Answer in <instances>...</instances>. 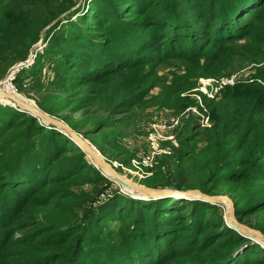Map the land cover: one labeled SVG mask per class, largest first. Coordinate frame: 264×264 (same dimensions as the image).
<instances>
[{
  "label": "trees",
  "instance_id": "16d2710c",
  "mask_svg": "<svg viewBox=\"0 0 264 264\" xmlns=\"http://www.w3.org/2000/svg\"><path fill=\"white\" fill-rule=\"evenodd\" d=\"M117 1L122 0H105L109 9L103 4L100 6H104L103 11L94 2L78 24L68 22L52 32L56 27L48 30L49 26L74 7L71 0H0V82L11 68L27 60L31 48L48 30L44 37L46 46L39 55L53 56L58 60L59 68L62 65L66 67H62L55 76L64 82L65 88H69L72 101L75 99L72 115L82 113L86 107L93 108V112L81 121L68 117L61 118V121L83 139H88L101 153L106 152L107 160L124 164L129 157L124 156L122 142L126 131H132L127 114L134 108L133 101L118 99L122 95L119 90L110 98L101 100H94L100 96V90L88 92L92 95L89 105L82 98L85 90L114 75V72L107 73L110 70L104 63L96 64L93 58L92 49L100 43L94 44L90 38L98 36L94 29L101 28L99 22L106 18L104 25L112 28L109 35L114 38L101 47H114L112 60L127 62L121 66L123 69L120 68L127 75L143 67L144 63L181 56L191 63L197 64L202 59L215 63L224 56L238 55L229 50L230 46L245 39L248 40L244 46L246 55L249 58L260 56L264 49V0H185L179 6H185L186 10L181 12L185 13L181 23L176 22L179 9L174 8V2L166 6L167 2L160 0H123L119 11L113 12L111 6ZM149 4L154 7L147 11L146 5ZM165 6L172 10L167 12ZM193 7L198 10L194 11ZM124 14L131 16L123 21L120 17ZM137 16H150L153 21L149 26L152 28L159 25L155 31L158 39H154V44L150 40L145 44L144 40L140 46L138 39L133 43L128 39V34L130 36L139 25ZM161 25L167 30H162ZM67 28H75V36L67 41L74 43L73 50L64 44ZM118 38L120 40H116ZM157 45L163 49L162 57L160 51L155 56ZM125 47L135 50L118 55L117 49ZM150 47L154 52L146 55ZM145 49L148 50L145 52ZM153 56L155 58L152 59ZM259 58L264 62V57ZM198 70L203 71L201 67ZM219 71L215 72L217 76ZM22 75L17 74L12 84L18 93L27 90L43 94L35 102L44 113L54 117L69 108L61 101L52 103L49 100L46 103V91H38L35 82L24 81ZM116 76L123 75L117 73ZM256 78L263 82L262 89L261 83L236 84L231 89L234 91L232 95L222 94L218 99L207 100L205 105L212 117L210 129H201L198 123L193 134L184 138L187 146L173 149L169 156L163 157L159 165L150 168L151 175L140 184L162 188L174 185L178 191L199 190L212 196L218 191L219 183L227 180L232 184L242 183L237 177L239 169H249L264 159L259 156L260 149H264V69ZM249 96L254 104L246 112H242L240 106L232 111L226 107L229 101H240ZM97 115L104 117L97 119ZM43 125L31 114L0 105V264H264L261 246L251 244L250 240L230 238L231 233L235 235L236 232L223 224L219 206H209L200 200L187 205L190 211L196 208L209 213L208 220L200 229L214 230L216 249L228 246L232 252L243 248L241 255L236 254L232 258V254L228 256L229 252H225L211 260L212 256L200 244L192 249L196 256L191 254L179 261L178 253L184 252L167 251L163 247L166 243L155 239L160 238L157 224L149 234H139L136 226L133 234L127 235L124 231L119 235L110 233L106 236L102 230L111 219L115 220L114 213H119L118 217L127 213L129 201L126 200L128 203L124 205L109 201L94 209L92 203L95 200L87 191L67 194L64 175L71 169L69 164L83 158L85 153L65 135ZM227 126L231 129L235 126L238 130H230L228 134ZM110 134L118 141L106 145L100 139H106ZM204 140L205 145L196 148L197 142ZM92 166L88 168L93 169ZM86 171L77 172L75 177L85 176ZM222 171L228 174L220 176ZM95 181L100 186L111 182L101 174ZM261 195H264V188L249 199L257 212L264 210V204L261 206L264 201L258 197ZM125 218L130 220L131 217ZM217 219H220L218 223ZM258 230L264 235V225ZM198 237L203 239L204 233L200 232ZM221 237L224 240H220Z\"/></svg>",
  "mask_w": 264,
  "mask_h": 264
},
{
  "label": "rangeland",
  "instance_id": "374dc122",
  "mask_svg": "<svg viewBox=\"0 0 264 264\" xmlns=\"http://www.w3.org/2000/svg\"><path fill=\"white\" fill-rule=\"evenodd\" d=\"M71 1L75 3L74 7L67 11L65 15L55 20L49 26L48 30L56 27L52 30V32H55L62 24H67L68 22L78 24V20L81 19L83 15L89 13V10L92 9L94 2L101 11H103L104 6H100L103 4H105L106 9H109V5H106L105 0ZM122 1H117L114 6H111L113 12L119 11V9L122 7ZM160 1H163L164 3L167 2L166 6H169L170 2L171 5H173L172 2H174V8L179 9L177 11L179 14L176 18V22L181 23L183 21L185 18V13L182 14L181 12L186 11L185 6H179L184 4L185 0ZM195 3L197 6V2ZM166 6L164 7L165 10L170 12L172 9ZM146 7L147 11H149L154 6L149 4L146 5ZM192 9H194V11L198 10L197 7H193ZM152 15L153 13L151 16ZM129 16L131 15L124 14V16H121L120 18L123 21H126ZM132 16L136 15L133 14ZM137 18H139V25L134 28V30L130 33V36L128 34V39H130L131 43H133L135 39H138V45L140 46H142V42L144 40L145 44L148 42V40L154 44V39H158V33L155 31L158 30L159 25L157 28H152V26H149V24L153 21L150 16H137ZM99 23L100 24L98 26H101V28L97 29L96 27L94 29L96 30L98 36L90 38L91 42L94 44L100 43L97 45L96 49H92L93 58L96 64H98V62L101 64L104 63L105 68L110 70L107 71V73L114 72V75L111 79L98 82L97 86L94 85V87L90 88L88 91L85 90L82 98H84L83 100L89 105L91 103L90 98H92V95H90L88 92L95 91L97 89L100 90V96L98 95V99L94 98V100H101L105 97L110 98L111 95H114L112 93H115L116 90H119L122 91V95L118 99H127L133 101L134 108L127 114L128 118H130L129 126L131 127L132 131H126L123 138L124 142H122V149L125 151L124 156L129 157V160L124 164H120L119 162L113 160L109 161L106 158V152L105 154L101 153L95 146L91 144L88 139L85 140L91 144V146H93L97 152L100 153L103 159L114 164L115 169L120 175L134 182L140 183V181L150 176V168L154 165H159L162 162L163 157L169 156L173 149L179 150L187 146V144L184 143V138L193 134V129L198 123L201 129H210L212 117L210 116L208 108L205 105L207 100L212 98L218 99L222 94L232 95V92L234 91L231 89L236 84H259L261 81L259 78H256V75H258L259 72L264 69V62L260 61L259 58L264 57V49L262 50L260 56L253 55L252 58H249V56L246 55L244 48L248 41L246 39L239 41L238 43L231 44L229 50L232 53H237L238 55H234V57L230 55L229 57L224 56L220 61L215 63L211 61H205L203 59L197 64L196 62L191 63L188 62L185 57L181 56L171 60L163 59L159 60L158 62L144 63L145 65L143 67L129 72L127 75L123 74L120 68L123 69L121 66H125V63L127 62L122 63V61L112 60V52L114 51V47L111 45H108L106 49L101 47L106 46V44L109 43V40H114V38L109 35V31H112V28L106 27L107 25H104L107 23L106 18L102 19ZM160 28L162 30H167L166 27H163L162 25ZM61 29L63 30L64 28L61 27ZM61 29L59 31H61ZM48 30H45L39 42L29 51L28 58L24 61L28 63L24 65V62H20L19 64L15 65L9 70L5 78L8 77L14 81L17 77V74L22 73L24 81L29 80L28 82H35L34 86L38 89V91H46L44 93L47 94L46 96L48 97V99L45 100L46 103L49 100L52 103L61 101L69 106L67 110L60 112L57 116H54L56 119L61 121V118L68 117L69 119L72 118L73 121H81V118L88 116V114L93 112V108L90 109L86 107L82 113L75 114L73 116L72 107L74 106L73 102H75V99L72 101V95L69 88H65L64 82L58 81L57 77L55 76V74L61 72L62 67H66L62 65L59 68L60 64L53 56L39 55L46 46L47 42L44 37ZM64 33L67 35L66 42H64V44L67 45L70 50H73L74 43L67 41L75 36V28H67ZM83 33L86 35L87 32L84 31ZM160 34L161 35L159 38L163 36L161 32ZM116 40H120V38ZM84 48H90V46H85ZM134 50L135 48L133 47L118 48L117 54H127V52L133 53ZM147 50L148 49H145V52ZM162 50L163 49L158 46L155 56H157L160 51L159 55L162 57ZM153 52L154 51L152 47H150L146 55ZM155 56H153L152 59L155 58ZM16 66L20 67L14 71L13 69H15ZM200 67L203 69L201 72L198 70ZM67 68L69 69L70 66ZM216 71H219V76L215 74ZM117 73H121L123 76H116ZM12 81L8 83L4 82L3 87L7 91L17 92L15 86L12 84ZM261 87L263 88V85H260V88ZM19 94L30 100L35 105V100L40 96H44L43 94L39 95L37 91L33 92L27 90H24V92H19ZM250 98L251 97L249 96L245 97L244 100L229 101L226 104V107L230 108L229 111H232L235 110L237 106H240L242 112H246L247 110H250L251 105L254 104L253 99ZM0 105H2V107L8 106L13 109H17L21 113H26V111L28 112V110L25 109V111L19 106L15 107L4 103H0ZM85 113L87 114L85 115ZM102 117L104 116L97 115L96 118L98 119ZM163 124L169 125L171 128L162 129L161 127L159 129L158 135L153 136L157 137L159 141L157 139L156 143H158H154L156 145H152L150 136L153 133V127L163 126ZM43 126H45L44 128L46 129L51 128L46 124ZM86 128L88 127H85V129ZM230 130H233V132L235 130L236 132L238 128L234 126L233 129H231V127L227 126L226 132L228 134ZM104 132L106 133L107 131ZM100 140L106 145L110 142L118 141L112 134H110L106 139L101 138ZM204 145L205 140L198 141L196 148H201ZM226 148H228V145H226ZM259 153V156H263L264 158V149H260ZM73 158L75 157H69V159ZM257 158L260 159V157ZM253 159H255V154L253 155ZM228 160H231V158ZM72 162V166L69 164L71 168L70 171L64 175V180L66 181L65 183L67 185V194L75 195L81 190L87 191L90 193L91 198L93 196V199L95 200L92 203V208L94 209H98L100 205L109 201L116 202L117 204L121 203L123 205L129 201V204L126 207L127 213H124L121 217H118L119 213H114L116 216L115 220L111 219L108 222L107 227L102 230L103 233H106V236L110 233H117V235H119L124 231L127 232V235L133 234L137 228L136 226L139 227V234H149L150 229L157 224V227L160 230V238L155 239H162V242L166 243L164 245L167 247H163L166 248L167 251L171 250L184 252L185 254L181 255L178 253V258H180L179 261L187 258V256H190L191 254L192 256H196V254L192 252V249L194 246L200 244L202 245L201 247H203V249H207L206 252L210 254V257L212 256L211 260L218 256L221 257L225 252H229L230 247L228 246H225L221 249L215 248L217 242L214 240L217 238L214 236V230L204 228L202 230L200 229V226H203V223L208 220L207 218H209V213L205 212L206 210L200 212V209L196 208H193L190 211V208L187 207V205L196 201V199L177 197L180 196L178 193L166 195L158 199H134L126 194L121 193L117 189V185L114 183L108 182L111 185L106 183L103 186H100L99 182H94V179L98 176V174L100 175V173L94 166H92V163L89 161L86 155L83 158L76 159ZM89 166H92L91 168L93 169H89ZM82 171H86L85 176L83 175V177L76 178L75 174L77 172L79 174ZM222 174L228 173H226V171H222L220 176ZM237 177H239V180L242 183L232 184L228 180L223 182L224 184L219 183L218 191L212 195L227 197L233 205L232 209L229 207L227 202L221 204L213 202L207 203L209 206H219L218 209L221 214L220 217L223 220V224L236 232L235 235L231 233L230 238H242L243 240H250L251 244L260 245L261 249L264 250V247L258 240L245 236L242 232H238L236 228H231L226 223V217L233 211L234 221L240 230L243 232L249 231L262 234L258 229L264 225V210L260 212L255 211L254 205L250 203L249 199L255 194L258 195L260 190L264 188V159L258 161L256 166L253 165L249 169H239V174ZM175 187L176 186L172 185L165 187V189L173 192L177 191V188ZM96 190L98 191L97 193ZM258 197H260V200L264 201V195ZM233 200H236L237 202ZM263 204L264 202L261 203V206ZM128 215L131 217L130 220H126L125 218ZM131 219L133 220L132 222ZM219 220L220 219H217L216 222L218 223ZM218 226L219 225H217L216 228ZM200 232L204 233L203 239L198 237ZM220 240H224V237H221ZM226 243H228V241ZM153 244L156 245V242H153ZM242 253L243 248H239L238 250L236 249L235 251L229 252L227 254H229L228 256L232 254V257L236 254L241 255ZM201 258L203 259L204 256Z\"/></svg>",
  "mask_w": 264,
  "mask_h": 264
},
{
  "label": "water",
  "instance_id": "95a60500",
  "mask_svg": "<svg viewBox=\"0 0 264 264\" xmlns=\"http://www.w3.org/2000/svg\"><path fill=\"white\" fill-rule=\"evenodd\" d=\"M28 62H24L23 64L26 65ZM20 66H16L14 71L18 69ZM8 77H6L4 80H2V83L7 81ZM6 101V102H4ZM0 103L8 104L10 106H19L22 109H26V106H31L32 112H27L28 114L33 115L38 120H40L43 124L48 125L49 127L57 130L58 132L65 135L69 140L72 141V139L75 140L77 144H82L85 147V155L89 159V161L92 163V165L100 172V174L117 185V189L131 198L134 199H141V200H148V199H158L160 197H164L166 195L171 194H181V193H189L193 195L191 199L200 200L203 202H213V203H224L227 202L229 207L232 209L233 205L231 201L225 197V196H209L207 194L202 193L199 190H186V191H173L166 190L162 187H148L143 184L134 182L122 175H120L117 170L115 169L114 164L108 162L107 160L103 159L99 152H97L91 144H89L85 139H83L80 135H77L73 130H71L67 125H65L62 121L56 119L53 116H50L46 113H44L42 110H40L35 104H33L30 100L23 97L17 92L7 91L3 89V91L0 93ZM104 174H107L109 177L105 176ZM190 198V197H186ZM226 223L231 228H236L238 232H242L245 236L249 238H253L258 240L261 245L264 247V235L260 234L258 232H249L240 230V228L237 226V224L234 221V212L232 211L227 217H226Z\"/></svg>",
  "mask_w": 264,
  "mask_h": 264
},
{
  "label": "bare ground",
  "instance_id": "6f19581e",
  "mask_svg": "<svg viewBox=\"0 0 264 264\" xmlns=\"http://www.w3.org/2000/svg\"><path fill=\"white\" fill-rule=\"evenodd\" d=\"M3 89H4V87H3V83H2L1 86H0V93L3 91ZM4 102H6V101H4ZM26 110H28V112H32V108H31V106H26ZM72 141L74 142V144H75L80 150L85 151V147H84L82 144H77V143L75 142L74 139H72ZM104 175L107 176V177H109L107 174H104ZM179 195H180V196H177V197H190V198L193 197V195L191 194V192H189V193H181V194H179ZM247 233H249V231H247Z\"/></svg>",
  "mask_w": 264,
  "mask_h": 264
},
{
  "label": "built area",
  "instance_id": "2783aa9c",
  "mask_svg": "<svg viewBox=\"0 0 264 264\" xmlns=\"http://www.w3.org/2000/svg\"><path fill=\"white\" fill-rule=\"evenodd\" d=\"M12 80L10 79V78H8L7 79V81H5L6 83H8V82H11ZM230 83H232V82H230ZM259 83H261L262 85H263V82H259ZM162 127V129H169V128H171V126H169V125H165V124H163V126H154L153 127V133H152V135L150 136V141L152 142V145H156L157 143H156V140L158 139L157 137H153V136H156V135H158V132H159V129ZM158 141H159V139H158ZM154 143H156V144H154Z\"/></svg>",
  "mask_w": 264,
  "mask_h": 264
}]
</instances>
